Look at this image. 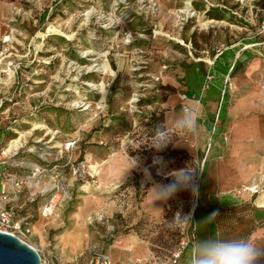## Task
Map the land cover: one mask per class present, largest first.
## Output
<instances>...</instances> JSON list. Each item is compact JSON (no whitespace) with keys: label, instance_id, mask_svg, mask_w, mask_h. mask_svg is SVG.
Instances as JSON below:
<instances>
[{"label":"rangeland","instance_id":"rangeland-1","mask_svg":"<svg viewBox=\"0 0 264 264\" xmlns=\"http://www.w3.org/2000/svg\"><path fill=\"white\" fill-rule=\"evenodd\" d=\"M263 15L264 0H0V154L16 140L0 176L26 182L15 219L41 264H160L196 235L264 248ZM233 45L252 55L226 78L229 125L206 158L204 127L181 135L171 124L188 102L217 113L208 71ZM161 112L173 144L155 153L145 144ZM188 165L202 171L198 195L154 201L153 186ZM223 195L236 205L217 214ZM177 213L191 214L186 230Z\"/></svg>","mask_w":264,"mask_h":264},{"label":"clouds","instance_id":"clouds-1","mask_svg":"<svg viewBox=\"0 0 264 264\" xmlns=\"http://www.w3.org/2000/svg\"><path fill=\"white\" fill-rule=\"evenodd\" d=\"M202 113L195 105L185 106L177 118L172 122L171 129L181 135H193L198 130V120ZM172 143V134L168 129L158 128L146 143L155 153L162 152ZM131 161L129 168L139 166L136 158H129ZM154 164L164 165L163 157L155 156ZM146 175L150 178V173L144 169ZM202 172L196 167L186 166L181 169L173 170L167 173L172 179L167 184H155L151 189L155 200L167 201L174 197L178 192L190 190L192 195H198L197 178ZM216 216L211 214L207 220ZM206 220V221H207ZM173 226L187 229L192 224L191 214L181 216L177 213L172 219ZM261 244L247 237L239 238H220L209 236L206 239L198 240L188 251L185 264H255L257 259L264 256V248Z\"/></svg>","mask_w":264,"mask_h":264},{"label":"trees","instance_id":"trees-1","mask_svg":"<svg viewBox=\"0 0 264 264\" xmlns=\"http://www.w3.org/2000/svg\"><path fill=\"white\" fill-rule=\"evenodd\" d=\"M246 42H249V40H246ZM237 54L238 56L236 57ZM251 55L252 53L246 51V49L241 51L240 45H233L228 46L227 48L223 49L213 56V66L211 69H209L208 73H210L212 76L210 89H218L219 108L216 114L207 117L206 127L208 132V140H211L206 158L210 154V150L215 148L217 141L216 139L221 136L223 132H225L229 125L227 117V107L231 91L229 89L228 81L226 78L234 72L235 68L241 66L246 58L251 57ZM190 83H188L186 94L187 96L192 97L195 95V91L193 90V86ZM168 88L170 89V93L175 92V89L173 87ZM155 120L156 123L159 124V128H165L163 112H161L159 117ZM82 154L83 153L81 151V155ZM0 167L5 168L4 165Z\"/></svg>","mask_w":264,"mask_h":264},{"label":"built area","instance_id":"built-area-1","mask_svg":"<svg viewBox=\"0 0 264 264\" xmlns=\"http://www.w3.org/2000/svg\"><path fill=\"white\" fill-rule=\"evenodd\" d=\"M13 149L7 148L2 150L0 157L6 158L10 156ZM2 178L4 177L0 176V232L15 235L22 241L26 242L25 239L31 234V231L25 222L21 223L16 221L14 212V204L17 201L19 193L22 191L26 182L22 178H12L8 183ZM54 201L55 197H52L43 205L42 215L47 216L52 212ZM187 245L188 241L181 242L180 246L171 254V256L168 259L166 258L161 261L160 264H176ZM100 259L101 264L109 263V260H107L108 258L106 256L100 255L99 260Z\"/></svg>","mask_w":264,"mask_h":264},{"label":"water","instance_id":"water-1","mask_svg":"<svg viewBox=\"0 0 264 264\" xmlns=\"http://www.w3.org/2000/svg\"><path fill=\"white\" fill-rule=\"evenodd\" d=\"M0 264H41V257L17 236L0 232Z\"/></svg>","mask_w":264,"mask_h":264},{"label":"crops","instance_id":"crops-1","mask_svg":"<svg viewBox=\"0 0 264 264\" xmlns=\"http://www.w3.org/2000/svg\"><path fill=\"white\" fill-rule=\"evenodd\" d=\"M191 98V97H190ZM201 99V98H200ZM205 101H203V99H201V104H203ZM186 103V101L184 102ZM188 105H196L197 106V103L195 104L194 102H188L187 103ZM187 104H185L187 106ZM204 105V104H203ZM206 115V116H205ZM205 115H202L201 118L198 120V125H199V128H198V131L200 132L202 130V128L200 127V125L202 127L205 128V134H206V137L208 138V132H207V127H206V123H207V117H209V115L206 113ZM206 119V120H205ZM223 134L224 132L221 134V136H219L216 140V144L220 143L221 144H224V137H223ZM216 146V145H215ZM216 148H219V146H217ZM215 208L217 210V214H221L224 209H227V208H230L231 206L233 205H236V200H233L231 196H228V195H223V196H220V197H217L215 199ZM256 208H259L258 205H254ZM257 214V213H256ZM255 215V213H253L252 211V216ZM197 241V235H196V240L192 243L193 245L196 243ZM189 246L187 247V249L181 254L180 258L178 259L177 263L176 264H185V259H186V256H187V253L189 251V249L193 246ZM259 261V260H258ZM255 264H264V263H261V262H255Z\"/></svg>","mask_w":264,"mask_h":264},{"label":"bare ground","instance_id":"bare-ground-1","mask_svg":"<svg viewBox=\"0 0 264 264\" xmlns=\"http://www.w3.org/2000/svg\"><path fill=\"white\" fill-rule=\"evenodd\" d=\"M189 4H188V2H187V9H188V6ZM102 68H104L103 66H102ZM104 96V95H103ZM16 145V140H13L12 142H11V144L9 145V147H8V149H13L14 148V146ZM95 168V167H94ZM96 170V169H95ZM97 171V170H96ZM254 188V187H253ZM264 205V204H263Z\"/></svg>","mask_w":264,"mask_h":264}]
</instances>
